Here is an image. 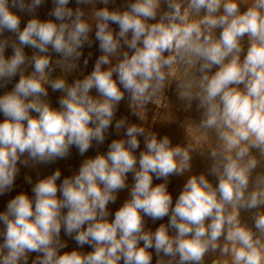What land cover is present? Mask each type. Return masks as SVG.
Returning <instances> with one entry per match:
<instances>
[{
	"label": "clouds",
	"instance_id": "9594fccd",
	"mask_svg": "<svg viewBox=\"0 0 264 264\" xmlns=\"http://www.w3.org/2000/svg\"><path fill=\"white\" fill-rule=\"evenodd\" d=\"M96 2L75 0L73 9L70 0H52L53 19L42 20L35 13L44 0H0V87L19 77L0 95V195L13 189L18 164H51L73 147L83 156L103 144L126 95L141 121L115 120L125 138L106 153L63 179L57 168L31 196L7 202L0 264H28L32 253L31 264H152L153 249L156 264H206L208 256L211 264H264V0H131L124 10ZM79 5H93L89 18ZM18 13L32 15L23 28ZM93 29L102 54L69 83L83 48L93 46ZM173 84L184 110L195 102L200 113L184 121L185 144L143 123L149 104L167 106ZM49 88L61 93L58 107ZM193 154L210 161L206 173L192 174ZM130 173L129 198L110 219L108 206ZM173 175L187 177L175 203ZM145 217L169 220L152 231ZM62 229L78 248L62 251ZM85 245L91 251L79 250Z\"/></svg>",
	"mask_w": 264,
	"mask_h": 264
},
{
	"label": "rangeland",
	"instance_id": "374dc122",
	"mask_svg": "<svg viewBox=\"0 0 264 264\" xmlns=\"http://www.w3.org/2000/svg\"><path fill=\"white\" fill-rule=\"evenodd\" d=\"M131 2V0H109V4L107 7L109 9H120L124 10L127 6V4ZM78 5L75 3V0H70L69 7H72L75 9ZM79 7L83 8L85 11V17L89 18L90 13L92 10L93 5H79ZM105 7L104 4L100 3L99 0H97L95 4V8L99 9ZM53 8L52 0H44V3L36 10L35 15L38 16L40 19H53V17H50L48 15L49 11ZM162 9L166 10V5H162ZM21 16V27L25 26L28 19L32 18L31 14L28 13H18ZM114 31L118 32V26L115 24L110 25ZM94 29L93 32L90 34L91 38L93 39L94 43L92 47L85 46L83 48V56L81 57L80 61H78V68L75 72L68 75L67 79L69 83H71L75 78H83L84 75H87L91 72V70L94 67L95 60L98 58V56L102 53H100L98 49V42H95L94 40ZM6 37H10L11 39H15V36L11 33L5 32L4 34ZM33 49L31 48H25V52L28 56H31L33 53ZM89 53H91V56L89 57ZM12 54L11 49L7 48L5 50V55L10 56ZM53 57V60H55L57 57L54 53L51 54ZM85 57L89 58L88 65L85 67L83 64V60ZM32 69L29 67L28 72H30ZM215 71V69L213 70ZM61 71L59 68H56L53 72V76L60 75ZM19 77L13 78V80L6 86V87H0V95L4 94L6 91H10L14 84L18 81ZM49 101L52 104L53 107H58V98L61 95V93L58 92H52L51 88H49ZM95 94V93H93ZM165 95L168 98V103L166 107H162L160 109H157L154 105L149 104L147 106V112L144 117V126L150 129L151 131H154L157 133L158 137H162L164 135H168L172 141L173 145L176 144H185L186 143V129L184 127V121L191 118L192 120L198 121L200 118V113L196 111L195 108V102L193 103V107L191 110H184L181 102L177 99V96L175 94V85L173 84L171 88L167 89L165 92ZM127 118L128 123H137L140 124L141 121L136 115H133L127 107V95L125 96V100L120 103L118 106V110L115 114L113 125L108 129V133L106 134L105 142L101 145H96L95 142H93L92 148L89 149L87 153H85L83 156H81L78 153V150L73 147L71 149V154L69 157L65 159H58L55 162L51 164H33L32 162L29 163V165L25 166L22 164H18V167L20 168V171L18 175L16 176L13 189L10 192L5 193L4 195H0V211L6 210L7 202L14 198L15 195L19 194L20 192H26L29 196L32 195V186L39 180L42 179L48 175H51L57 168L61 170V179L63 177L72 175L76 173L79 169L80 164L82 161L86 158L95 156L98 152H107L108 145L113 139H121L125 138L124 133L126 129H121L119 134H117L115 130V120L120 118ZM3 115L0 114V120H3ZM141 148L137 150V155L139 154V151L143 149V138L141 137ZM210 164V161L206 159L205 157H201L198 154H193L192 159V174H200L201 172H207V168ZM31 178V183L28 182L27 178ZM213 183H216V180L214 177L209 176L208 177ZM187 177L186 176H170L168 178V191L172 194L173 197V203H175V199L178 197L179 193L183 189V185L186 182ZM163 180H157L155 177H153V184L157 183H163ZM58 184L60 181L57 182ZM128 188H125L124 190H121L117 193V200L115 203L109 204V211H110V219L114 218L115 211L122 206L124 201L129 198V190L133 183L132 174L130 173L128 175ZM242 220L244 222L252 224L251 220V213L242 211L241 213ZM169 220V217H164L162 220H156L153 221L152 219L145 217V230H152L155 231V229L161 224V223H167ZM61 239L65 240L67 242V248L62 249V251H70L74 248H78L79 246L68 236H66L63 232V229L61 231ZM80 251L87 252L91 251V248L88 245H85L83 248L79 249ZM153 253V260L152 264H156V255L155 251L150 250ZM36 256L35 253L30 254L29 262L28 264H31V260L34 259ZM212 256H208L206 258V264H211Z\"/></svg>",
	"mask_w": 264,
	"mask_h": 264
}]
</instances>
